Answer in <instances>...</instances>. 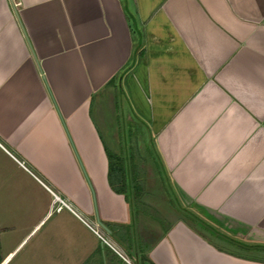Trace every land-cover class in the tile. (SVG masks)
Segmentation results:
<instances>
[{"label": "crops", "instance_id": "1", "mask_svg": "<svg viewBox=\"0 0 264 264\" xmlns=\"http://www.w3.org/2000/svg\"><path fill=\"white\" fill-rule=\"evenodd\" d=\"M110 88L203 218L113 192L99 137L94 211L61 125L88 128ZM31 241L16 264H264V0H0V264Z\"/></svg>", "mask_w": 264, "mask_h": 264}, {"label": "rangeland", "instance_id": "2", "mask_svg": "<svg viewBox=\"0 0 264 264\" xmlns=\"http://www.w3.org/2000/svg\"><path fill=\"white\" fill-rule=\"evenodd\" d=\"M124 87V84H122L123 92L125 91ZM117 93L116 89L113 90L111 88L103 92V97H100L99 102L94 103L95 109L93 108L91 117L89 116L92 122L88 123V128L86 126V129H72L71 123L68 124L67 122L61 125V136L65 138V142L71 150L73 162H70V166L73 173L75 169L79 168L82 174H84L83 168L86 170L88 176V180H86L87 189L90 193L94 211L96 208L94 195L98 189L94 184L93 174L91 173L93 166H91L90 161L95 162L94 158L99 159L97 162L98 166H94V168L99 170L101 166L100 168L104 169L99 164L101 160L99 156L101 153L99 149L100 143L97 140L99 137L104 142L102 144L105 147L124 159L126 164L129 165V169L130 164L135 165L137 179L141 183L144 192V200L147 205L146 211L149 212L151 219L156 220L158 218L163 223H170L180 218L190 223L197 222L202 215L185 203L179 196H175L171 191L170 185L162 177L163 175H161L155 161L153 138L149 129H144L139 121L131 117L129 109L126 108L122 92H119V95ZM56 138L58 142V132ZM80 141L87 146L88 153H85L86 157H84L85 155L80 149ZM97 173L100 175L99 172ZM45 184L48 185L49 183ZM41 187L45 189L43 186ZM208 235L214 240L216 245L228 252L245 255L250 258L263 257L258 253L248 254L244 249V244L230 241L231 238L228 236L215 233L213 235L209 232ZM31 246L32 241L22 245L15 252L10 264H16L30 250ZM4 248L9 249L7 245H4L2 251Z\"/></svg>", "mask_w": 264, "mask_h": 264}, {"label": "trees", "instance_id": "3", "mask_svg": "<svg viewBox=\"0 0 264 264\" xmlns=\"http://www.w3.org/2000/svg\"><path fill=\"white\" fill-rule=\"evenodd\" d=\"M105 154L108 161V174L107 181L108 185L113 192L116 194L127 195L129 191H131L132 196L135 201V205L137 208L141 206L142 199L144 198V192L142 189L141 183L137 179L135 165L126 164L123 158H121L118 154L110 151L107 147L104 146ZM131 172V173H130ZM131 176V178H130ZM140 209V207H139ZM221 251H225L233 256H238L241 258H246L245 255H238L232 252H228L221 247H218ZM245 251L249 254L251 253L248 247L244 248ZM256 251V249H253ZM250 258V257H247ZM251 259V258H250Z\"/></svg>", "mask_w": 264, "mask_h": 264}, {"label": "built area", "instance_id": "4", "mask_svg": "<svg viewBox=\"0 0 264 264\" xmlns=\"http://www.w3.org/2000/svg\"><path fill=\"white\" fill-rule=\"evenodd\" d=\"M58 205V207L57 208H62V207H66V208H68L69 209V206L66 204V203H64V201L62 200V199H60V197H58L57 195H55L54 194V201H53V205ZM94 232L98 235V233L94 230ZM99 236V238L103 241V243H105L106 244V241H105V239L104 238H102L100 235H98Z\"/></svg>", "mask_w": 264, "mask_h": 264}]
</instances>
